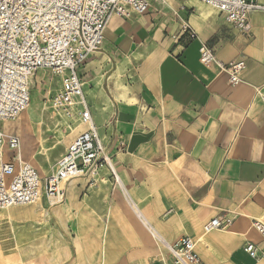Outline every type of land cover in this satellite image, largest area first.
I'll return each mask as SVG.
<instances>
[{
    "label": "crops",
    "instance_id": "obj_1",
    "mask_svg": "<svg viewBox=\"0 0 264 264\" xmlns=\"http://www.w3.org/2000/svg\"><path fill=\"white\" fill-rule=\"evenodd\" d=\"M191 3L163 0L145 15L111 18L102 51L80 69L123 188H113L105 216L87 234L92 264H172L152 231L169 244L189 237L203 264H264L245 251L252 243L264 253L253 226L264 224V9L251 14L246 36ZM202 45L225 64L245 63L237 86L226 71L201 64ZM215 218L230 224L205 234ZM112 222L119 253L109 260Z\"/></svg>",
    "mask_w": 264,
    "mask_h": 264
},
{
    "label": "built area",
    "instance_id": "obj_2",
    "mask_svg": "<svg viewBox=\"0 0 264 264\" xmlns=\"http://www.w3.org/2000/svg\"><path fill=\"white\" fill-rule=\"evenodd\" d=\"M163 0H0V208L27 207L42 202L50 205L63 202L61 185L87 176L106 166L112 173L114 188L121 186L112 158L94 125L84 82L79 74L87 59L102 51L104 33L111 18L125 19L149 13ZM203 4L223 16L225 23L239 34L250 36V16L263 10L259 0H187ZM183 30L190 39L197 34L189 25ZM200 62L206 68L226 71L230 84L237 86L246 70L243 61L225 64L212 48L202 45ZM41 72L45 76L48 102L76 135L57 170L42 178L21 149L18 135L7 132L5 124H14L31 104V86ZM141 218V216L139 215ZM230 223L215 218L204 226L205 234L224 230ZM264 238V224L253 222ZM157 236L171 255L172 264H203L197 243L189 237L174 244ZM245 251L254 260L264 257L252 243Z\"/></svg>",
    "mask_w": 264,
    "mask_h": 264
},
{
    "label": "rangeland",
    "instance_id": "obj_3",
    "mask_svg": "<svg viewBox=\"0 0 264 264\" xmlns=\"http://www.w3.org/2000/svg\"><path fill=\"white\" fill-rule=\"evenodd\" d=\"M191 4L198 5L208 14L216 13L203 4L196 2ZM44 74L45 72H41L37 77L38 80H33L31 86L30 105L38 107L41 112L40 118L33 121L30 117L31 112H26L16 123L7 125L5 130L13 132L16 129L24 159L45 179L56 172L60 158L66 153L78 131L72 134L66 121L47 101L46 86L41 78L46 75L47 86L50 80L47 74ZM98 117L96 121L100 123ZM28 122L34 127L31 136L24 132ZM101 138L106 147L108 141L103 130ZM27 150L37 154L42 153L37 156L38 162L30 159ZM74 182L79 184L81 190H76L72 198L67 197V201L66 199L63 201L65 203L51 206L49 201L43 202V211L46 213L43 219L40 212L32 206L0 208V264H73V260L92 264L85 252L88 246L87 234L96 230L95 227L106 214V206L113 193L114 179L111 171L103 166L98 171H90L87 176L78 178ZM58 212L61 216H55ZM115 234L116 225L112 222L107 245L109 260L116 259L119 253L116 244L111 243L112 236L116 238ZM93 239L95 243L98 240L97 237ZM102 240L103 237L99 244H102ZM113 246L115 254L112 252ZM20 251L22 252L19 255Z\"/></svg>",
    "mask_w": 264,
    "mask_h": 264
},
{
    "label": "bare ground",
    "instance_id": "obj_4",
    "mask_svg": "<svg viewBox=\"0 0 264 264\" xmlns=\"http://www.w3.org/2000/svg\"><path fill=\"white\" fill-rule=\"evenodd\" d=\"M26 112H31L30 113V117H31V120H33V121H35L36 120V118H40V116H41V112H40V110L38 109V107H34V106H31V105H29V107H28V109L23 113V115H22V117L25 115V113ZM25 129H24V132H26V134L28 135V136H31L30 134H32V132L34 131V127H33V125L32 124H30V122H28L26 125H25V127H24ZM39 142H41L40 140H39ZM29 144V143H28ZM31 145V144H30ZM32 148V147H31ZM54 149H56V148H54ZM28 151V150H27ZM44 151V150H43ZM29 155V157H30V159L33 161H35V162H38L37 161V156L39 155V154H42V153H39V154H37L36 152H32V151H28L27 152ZM31 162V161H30ZM32 163V162H31ZM74 180H76V179H74ZM74 180H72V181H70V184H69V186H68V199H70V198H72V196H73V194H74V192L76 191V190H80V188H79V184H76L75 182H74ZM69 183V182H68ZM68 183H63L62 185H61V188H62V190H66V184H68ZM120 188L121 189H123L122 188V185L120 186ZM125 196V195H124ZM71 203V202H70ZM42 203L41 202H37L36 204H34V205H32V207L33 208H36V210H38V212H40L39 214H40V216L42 217V219L43 218H45L46 217V213L43 211V205H41ZM60 204H62V202L60 203ZM41 205V206H40ZM51 206H54V205H51ZM58 206V205H57ZM80 209V208H79ZM61 213L60 212H58V213H56L55 214V216H59ZM61 216V215H60ZM50 219V218H49ZM63 219V218H62ZM64 220V219H63ZM20 230V229H19ZM18 232V231H17ZM16 232V233H17ZM27 234V233H26ZM151 234H152V232H151ZM152 236L157 240V242L160 244L161 242H160V240L157 238V236H155V235H153L152 234ZM104 240H102V245H104ZM162 245V244H161ZM21 252L22 251H20L18 254L20 255L21 254Z\"/></svg>",
    "mask_w": 264,
    "mask_h": 264
}]
</instances>
